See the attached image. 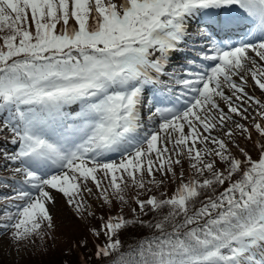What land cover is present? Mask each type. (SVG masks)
Returning a JSON list of instances; mask_svg holds the SVG:
<instances>
[{"label": "snow or ice", "instance_id": "obj_1", "mask_svg": "<svg viewBox=\"0 0 264 264\" xmlns=\"http://www.w3.org/2000/svg\"><path fill=\"white\" fill-rule=\"evenodd\" d=\"M250 86L264 91V0H0V133L19 164L0 177V236L50 235L53 190L94 218L87 192L120 204L91 229L99 264H264V102ZM135 228L151 234L126 245Z\"/></svg>", "mask_w": 264, "mask_h": 264}, {"label": "rangeland", "instance_id": "obj_2", "mask_svg": "<svg viewBox=\"0 0 264 264\" xmlns=\"http://www.w3.org/2000/svg\"><path fill=\"white\" fill-rule=\"evenodd\" d=\"M249 84L251 85L252 82L249 80ZM246 91L249 92L250 95L255 96L256 98L260 99L264 102V91H261L258 87H247ZM221 106L224 107L223 103ZM72 111V109H69ZM227 111V108H225ZM250 112L254 115L253 109H249ZM246 124H250L251 120L249 121H241ZM11 133L10 132H3L0 133V177H6L7 183H13L12 177L14 175L13 169L18 167V163H13L10 161H6L4 158V152H13L16 150L17 146L12 145L10 143L11 140ZM243 139L241 140V143ZM113 159H118V156H113ZM189 165L185 163L184 170H188ZM179 172L180 169H177ZM158 178L159 174H157ZM17 179L20 177L17 176ZM89 187L92 188L93 193L97 192V189L94 185L89 184ZM176 187V185L172 184L171 181L168 182V186L162 190L164 191H171V188ZM155 192H159L156 189H153ZM11 193V188H4L0 186V196L7 195ZM53 195L55 197V204L50 205V212L54 217L55 228L51 232L50 235L46 236L43 241L40 240L39 237L35 238V243H27L24 246L17 245L10 239L9 235L0 236V264H38L40 259L44 257L45 249L48 247L52 249L56 247L58 249V245L66 247L69 242L67 240L70 236V240L74 239L73 237L79 236L80 234L84 233L86 237L91 235V229L95 228L99 224V219H97V212L99 209H105V207H101L102 201L97 199L94 195H89L87 192L84 193L87 203L91 206L90 211H95V217H87V218H80L79 214L75 212V209L68 205L66 202V198L53 190ZM136 195V190L133 189L129 192V197H134ZM142 197H146V194ZM145 199V198H142ZM116 204V208L120 209L119 202L114 201L113 205ZM132 207H137L134 203H132ZM3 208V205H0V209ZM113 206L111 207V209ZM109 209V208H108ZM124 209L127 210L124 214H127L128 217H131L130 209L125 207ZM2 215V212H0ZM56 244V245H55ZM44 254V255H43ZM39 256V257H38Z\"/></svg>", "mask_w": 264, "mask_h": 264}, {"label": "trees", "instance_id": "obj_3", "mask_svg": "<svg viewBox=\"0 0 264 264\" xmlns=\"http://www.w3.org/2000/svg\"><path fill=\"white\" fill-rule=\"evenodd\" d=\"M74 23V22H70ZM59 27V26H58ZM256 139V134H253V140ZM241 143V142H240ZM241 147H245L246 150H249L253 159H258V152L252 149L251 143H245L244 140L241 143ZM185 171V176L186 179L190 177L193 173L189 170H184ZM235 178V177H234ZM179 181H176L175 183L172 182V184L178 185ZM227 183L218 189L219 191H223L224 187H227ZM171 188V191L168 192L169 195L173 194L175 191V188ZM155 194L159 195V192H154ZM218 194V193H217ZM141 198H148V195L146 194V197H141ZM197 207H199V204H197ZM137 211L139 209L137 208ZM127 212L126 209H124V213ZM120 213V209L116 208V204L113 205V208L108 209L106 207L105 209H99L97 212V219H99L100 216H104L105 219H107V216L109 214L111 215H117ZM126 217H128L127 214H124ZM145 219H148L146 217ZM100 220V219H99ZM101 220L99 221V224L95 228H99L101 226ZM150 230L146 228H135V229H130L128 232L122 234V240H124L127 244H134L137 240L142 239L145 236L150 235ZM72 238L71 236L67 239L69 242L67 243L68 245L66 247H63L58 245V249L56 247H53L52 249H49L48 247L45 249L46 255L40 261L38 264H64L65 261L68 262V264H84V261H87V264H99L97 260L93 257V252L95 250V245L103 242V237L100 239H96L92 234L89 235V237H86L84 233L80 234L79 236L73 237L74 239L70 240ZM87 240L88 244L87 247L82 246V241ZM56 245V244H55ZM39 257V256H38Z\"/></svg>", "mask_w": 264, "mask_h": 264}]
</instances>
